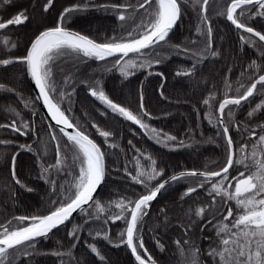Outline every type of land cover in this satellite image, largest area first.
Wrapping results in <instances>:
<instances>
[{"label": "trees", "instance_id": "1", "mask_svg": "<svg viewBox=\"0 0 264 264\" xmlns=\"http://www.w3.org/2000/svg\"><path fill=\"white\" fill-rule=\"evenodd\" d=\"M44 3L46 0H11L10 4L0 7V18L4 21L22 10H27L29 16L23 25L10 26L0 31V41L8 37L16 44L11 52H5L0 44V59L24 56L35 35L55 26L64 8L73 5H80L85 10L72 13L67 18L65 27L98 43H104L112 37H125L142 19H147L141 9L134 15L126 13L130 18L122 23L111 8L102 7L125 3L135 6L137 0H53L47 12L43 11ZM228 3L230 0H209L207 16L212 27V36L211 48L208 50H205L208 43L206 36L199 35L196 31L197 26L204 27L199 17V8H194L191 3H182L181 16L167 38V43L146 50L145 57L137 59L138 64L144 58L151 61L159 59L160 63L131 69L133 74L127 78L121 75L118 67H114L117 57L99 61L82 54L65 52L55 59L51 65L50 80L55 89L50 93L53 101L105 153V180L94 199L100 202L104 210H97L92 201L85 208V212H80L47 237L37 239L35 248H21L18 253H11L15 258L14 264H138L131 250L120 244V233L126 229V223L123 219L115 222L110 219L120 211L113 202L135 201L163 179L181 171H214L225 165L226 142L223 136L217 135L220 131L217 116L219 103L226 96H237L236 90L241 85H244L240 89L242 92L259 75L264 74V43L254 36H251L254 44L241 41V35L249 39L250 34L237 30L225 15H219ZM148 10L151 11L152 8ZM241 22L264 34V17L253 20L243 17ZM176 45L181 46L180 51L175 50ZM184 48L189 49L187 54L183 51ZM193 52L201 53L203 59L197 62ZM212 52L217 55H212ZM132 58H135L134 54L125 59ZM194 64L196 68L190 76L176 75L177 72L191 69ZM159 73H163V77ZM226 81L231 85L230 89L226 87ZM0 84L14 89L11 93L0 92V124H10L13 119H17L19 123L23 119L34 129L27 135L0 129V140L11 141L9 144H0V225L12 229L17 226L15 217L43 216L59 206L60 202H66L75 191L80 154L78 148L67 141L55 127L53 130L57 140H51L49 121L42 114L32 94L24 65L14 63L0 67ZM90 88L102 90L114 103L140 117L149 128L162 133L161 139L164 135H170L175 136L176 141H166L167 146L165 143H157V137L153 133L138 128L133 122L106 109L97 98L91 96ZM161 89L163 96L160 95ZM62 92L71 93L70 100L67 95L61 99ZM260 92L258 85L253 97L242 102L239 107L231 108V119L228 116L229 109H225L224 118L229 124V134L233 138L234 149H237V157L241 155L238 151L239 145L245 142L242 136L247 137L251 129L256 130L257 137L246 141L250 152L251 145L261 134V129L257 126L264 125V107L252 117L248 116L250 111L264 101V95ZM141 96L143 110L140 108ZM210 96H214V99H210V106H207L203 101ZM25 102L30 107L26 108ZM8 107L19 112L20 117H14L7 112ZM93 124L96 128L92 127ZM235 125L240 126L239 131ZM97 129L111 133L107 141L98 134ZM57 141L60 144L63 170L56 172L53 169L47 178H41L42 166L56 164ZM129 141L132 143L129 144ZM19 145H31L33 151L21 149ZM13 155H16L15 174L20 184H16L11 175ZM148 157L156 161L155 168L157 171L162 170L163 175L145 187L133 182L125 168L132 175H136V161L139 159L140 167L150 170ZM240 170L245 169L240 166ZM236 174V171L230 169V176ZM48 180L56 181L55 194ZM201 182L200 177H188L169 184L150 203L140 235L148 254L157 264H184L189 259V245L184 244L185 240H189L192 247L199 248V258L203 264H213L212 258L207 255L210 245L215 246V229L212 225L227 215L229 206L233 208L234 214L236 208L234 201L221 207L220 198L217 197V206L206 212L203 219L195 217L194 214L189 215L190 209L194 213L196 208L211 204V197L207 195L210 185L198 188L196 192L181 199L189 187H196ZM192 221H196L195 226L185 234V229ZM76 226L79 227L78 239L68 235ZM201 227L204 228L203 232ZM96 232L108 234L111 243L102 236L97 237ZM157 240L164 246L163 251L157 247ZM177 240L184 248L183 257L175 243ZM89 245L98 249L99 256L91 252ZM25 251L29 254L23 255ZM138 251L144 256L141 250Z\"/></svg>", "mask_w": 264, "mask_h": 264}, {"label": "snow or ice", "instance_id": "2", "mask_svg": "<svg viewBox=\"0 0 264 264\" xmlns=\"http://www.w3.org/2000/svg\"><path fill=\"white\" fill-rule=\"evenodd\" d=\"M11 0H0V7L4 4H10ZM182 3H191L194 8H199V17L203 28L197 26V33L199 35H205L208 41L205 50L211 48V36L212 27L208 22L207 5L209 0H137V4L133 6L130 3L125 4H112L103 5L105 9L111 8V10L117 13V18L123 23L130 17L126 13H132L133 15L144 10V15L147 19H142L140 24L129 32L127 36L116 38L112 37L107 39L104 43H98L88 36L82 35L78 32L71 31L65 27L67 18L74 12H79L83 9L80 5H73L64 8L60 13V18L57 24L53 27H49L40 31L35 35L34 39L30 41V46L26 49V55L15 58L0 59V67H7L14 63H20L25 66V71L35 83V86L39 89L37 100L43 101L44 105L48 108L51 119L56 122V126H59V132L67 138L74 146L79 150V175L75 178V191L69 196L66 202L62 201L59 206L50 211L49 214L43 216H20L15 217L17 226L9 229L4 225H0L3 230L0 231V264H14L15 258L11 256V253L19 251L24 248H35L36 240L38 238L47 237L53 229H56L60 225H64L66 221L70 219L72 214L77 210L85 212V205H88L90 201H93L95 207L99 211H103L104 208L99 201H94L93 193L96 192L97 187L102 183L105 176L104 169V155L100 147L89 138L83 131H80L75 124L69 119L65 112L61 110L59 105L55 103L50 95L55 91L51 80V65L55 59L65 53L71 52L75 54H82L87 58H94L99 61H104L109 57H117L115 59L114 67H118L122 76L127 78L132 75L131 69L151 67L153 63H160L159 59L151 61L144 58L141 63H137V59L145 57V51L151 50L154 47H158L161 43H167V37L172 31L177 21L181 16ZM53 0H46L43 4V11L47 12L52 6ZM155 5L153 8L152 5ZM146 6H148L146 8ZM148 8H152L151 11ZM253 9H255L253 11ZM219 15H225L226 19L231 22L237 30H243L250 34L249 39H245L241 35L240 39L243 43H255L251 39V36L258 37L260 42H264V34L256 31L253 27L247 26L246 23L241 22V18L247 17L248 20H253L256 17H264V0H230V3L226 6V9L221 11ZM29 19L27 10H22L16 15L8 18L4 21L0 18V31L8 29L10 26H20L26 23ZM194 43V42H193ZM0 44L3 45L5 52H11L16 47L15 42L10 41L8 37H5ZM10 45V47H9ZM176 51L181 50L180 45L174 46ZM183 51L187 54L189 49L184 48ZM129 54H134L135 58L125 59L129 57ZM197 58V62L203 59L201 53H192ZM212 55L217 53L212 52ZM123 61V63H121ZM255 62H253V66ZM251 67V66H250ZM196 65L194 64L191 69L177 72L176 75L190 76L194 73ZM163 77V73H159ZM67 78L65 83H67ZM226 83L227 88H231V85ZM258 85L261 88V95H264V75H259L258 79L254 80L246 90L241 92V85L236 91L238 93L235 97H227L219 103V119L218 126L220 131L217 135L223 136L226 142L227 159L225 165L219 171L211 172H198V171H182L178 175L171 176L168 180L161 181L147 194L141 195L139 199L135 201L121 200L119 202H113L115 207L120 209L119 214L110 219L115 222L116 220L123 219L126 223V229L120 233V244H124L131 250L132 255L138 264H156L155 260L148 255L145 259L139 250L147 253V249L144 247L143 237L140 235V230L143 225V219L148 214L150 203L154 201L158 194L166 188L167 185L186 179L188 177H200L202 182L196 187H189L186 192L183 193L181 199L189 196L197 191V188H204L206 185H210L207 189V195L211 197V204L203 207H198L194 210H189V215L194 214L195 217L203 219L206 212L217 206V197L220 198V205L228 204L229 201L235 202L236 212L234 214L233 208L229 206L227 208V215L223 216L222 220L212 225L215 229V246H211L208 249L207 255L212 258L213 264H264V125H258L261 129V134L258 135L255 143L251 145V151L249 152V145L246 142L252 137H257L255 129L250 130V135L247 137L242 136L245 141L239 145L238 151L241 154L239 157L235 155L237 149H234V141L229 134L230 127L225 121V109L228 108L229 119L232 118L231 108L239 107L242 102H247L251 97L256 94ZM14 89L6 87L4 84H0V92H13ZM74 91V90H73ZM91 96L97 98L106 109H110L112 113L118 114L124 119L133 122L146 132H151L157 137V143L175 142L176 137L170 135H164L161 139L162 133L157 132L156 129H151L145 124L140 117L134 115L133 112L127 108L114 103L102 90L90 88ZM61 99L65 95L71 98V93H61ZM160 95L163 96L161 89ZM210 99H214V96H210L205 99L203 103L210 106ZM26 108L30 107L28 102L24 105ZM264 107V101L258 104L256 108L248 113L249 117H252L257 111ZM141 110H143V102L141 96ZM71 111V109H68ZM7 112L11 113L14 117H20V113L14 108L8 107ZM104 115L105 113H101ZM33 115L35 113L33 112ZM96 128V125H92ZM237 131L240 130L239 125H235ZM0 129L9 130L11 133H17L20 135H27L28 132L34 131L30 128L28 121L23 119L17 123V119H13L10 124H0ZM49 136L51 140L56 141L57 136L53 130V126L49 125ZM73 129V131H68ZM248 131V129H245ZM100 136L105 140L110 137L111 133L108 131H100L97 129ZM11 141L0 140V144H9ZM132 142L129 141V144ZM115 147L116 145H111ZM167 146V143H165ZM183 146V142H181ZM21 149L33 151L31 145H19ZM46 148L44 154H46ZM139 153V150L137 149ZM142 155V153H139ZM150 161V170L140 167L139 159L136 161L138 166L136 175H132L125 168L128 176L131 180L138 184H143L147 187L148 183L155 180L157 177L163 175V171H157L155 168L156 161L151 157H148ZM15 161L16 155L11 157V175L16 184L21 182L16 179L15 174ZM63 161L60 155V144L56 143V164L49 165L48 167H41V178H47L50 172L55 169L56 172L62 171L61 165ZM240 166H243L244 171L240 170ZM230 169L236 171L235 176H230ZM52 186V191L56 192V181L48 180ZM227 184V186H225ZM22 186V185H21ZM31 190V189H28ZM55 204L56 202L53 201ZM111 207V205H110ZM163 211V210H162ZM231 218V220L229 219ZM25 222H27L25 224ZM11 223V221H9ZM196 221H192L187 231L195 226ZM211 223V221H209ZM204 228L201 227V232ZM79 227L76 226L71 232L68 233L69 237L78 239ZM91 235V233H90ZM97 237H101L111 243L110 236L106 233L96 232ZM157 247L163 251L164 246L156 241ZM178 246L179 254L184 256V248L180 245V241H175ZM185 245H189L188 255L189 259L184 261V264H203L199 258V248L192 247L189 240L184 241ZM116 246H119L117 244ZM75 247V245H73ZM92 253L99 256L98 249L94 245H89ZM25 251L23 255H28ZM56 255H62V253H55ZM70 255V253H69ZM103 260V257H100Z\"/></svg>", "mask_w": 264, "mask_h": 264}, {"label": "water", "instance_id": "3", "mask_svg": "<svg viewBox=\"0 0 264 264\" xmlns=\"http://www.w3.org/2000/svg\"><path fill=\"white\" fill-rule=\"evenodd\" d=\"M179 21V20H178ZM178 21H177V23H176V25L178 24ZM230 22V21H229ZM231 23V22H230ZM176 25L174 26V28L176 27ZM173 28V29H174ZM69 29V28H68ZM173 29H172V31H173ZM69 30H71V29H69ZM71 31H74V30H71ZM171 31V32H172ZM243 31V30H242ZM76 32V31H75ZM171 32L169 33V35L171 34ZM81 34V33H80ZM83 35V34H82ZM169 37V36H168ZM167 37V38H168ZM264 43V42H263ZM30 46V45H29ZM26 55V54H25ZM129 55H131V54H129ZM109 58H114V57H109ZM106 59H108V58H106ZM26 75H27V73H26ZM264 75V74H263ZM27 79H28V83H29V86H30V88H31V91H32V94H33V96H34V98L36 99V97L38 96V93H39V89L35 86V83H34V81L32 80V78L29 76V75H27ZM256 79H258V77L256 78ZM255 79V80H256ZM36 101H37V104H38V106H39V108H40V110H41V112H42V114L47 118V120L49 121V124L50 125H52L53 127H55L57 130H59V126H56V122L55 121H53L52 119H51V116H50V114H49V110H48V108L44 105V103H43V101H42V99L41 100H37L36 99ZM222 102V101H221ZM218 108H219V106H218ZM217 116H218V119H219V112H218V109H217ZM136 125V124H135ZM138 128H140L138 125H136ZM141 129V128H140ZM68 131H73V129H68ZM81 131V130H80ZM87 135V134H86ZM89 138L90 139H92L90 136H89ZM96 144H97V142L94 140V139H92ZM98 145V144H97ZM99 146V145H98ZM100 147V146H99ZM101 149V148H100ZM102 151V150H101ZM104 169H105V160H104ZM186 171H193V170H186ZM217 171H219V170H217ZM182 172V171H181ZM198 172H205V171H198ZM180 172H178V173H176V174H173V175H178ZM173 175H171V176H173ZM171 176H169V177H167V178H165L164 180H168ZM104 179H105V176H104ZM164 180H162V181H164ZM103 182H104V180L102 181V183L97 187V190H96V192H94L93 193V197H94V199H95V197L98 195V193H99V191L101 190V188H102V185H103ZM198 189V188H197ZM159 195V194H158ZM92 201H90L89 202V204L91 203ZM88 204V205H89ZM88 205H85L84 207L86 208ZM81 211H79V210H77L76 212H74L73 214H72V216L70 217V219L71 218H73L74 216H76L77 214H79ZM49 214V213H48ZM47 215V214H46ZM69 219V220H70ZM68 220V221H69ZM68 221H66L65 222V224L68 222ZM61 226H63V225H60V226H58L57 228H59V227H61ZM56 228V229H57ZM56 229H53V231L54 230H56ZM52 231V232H53ZM51 232V233H52ZM50 233V234H51ZM49 234V235H50ZM39 239V238H38ZM142 251V250H141ZM142 253H143V255H144V258L145 259H147V256L149 255L148 254V252L147 253H144L143 251H142ZM157 264V263H156Z\"/></svg>", "mask_w": 264, "mask_h": 264}, {"label": "rangeland", "instance_id": "4", "mask_svg": "<svg viewBox=\"0 0 264 264\" xmlns=\"http://www.w3.org/2000/svg\"><path fill=\"white\" fill-rule=\"evenodd\" d=\"M43 31V30H42ZM93 139V138H92ZM102 150V149H101ZM103 152V151H102ZM198 171H205V172H211V171H206V170H198ZM217 171V170H214ZM105 180V179H104ZM164 180V179H163Z\"/></svg>", "mask_w": 264, "mask_h": 264}, {"label": "bare ground", "instance_id": "5", "mask_svg": "<svg viewBox=\"0 0 264 264\" xmlns=\"http://www.w3.org/2000/svg\"><path fill=\"white\" fill-rule=\"evenodd\" d=\"M105 160V159H104ZM221 169V168H220ZM220 169H218V170H220ZM195 171H198V170H195ZM105 173H106V168H105ZM104 183V182H103ZM103 186V185H102Z\"/></svg>", "mask_w": 264, "mask_h": 264}]
</instances>
